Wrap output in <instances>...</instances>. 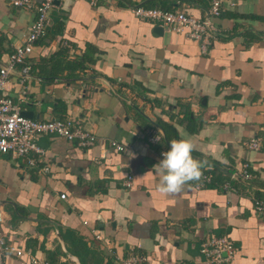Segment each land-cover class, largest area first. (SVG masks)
<instances>
[{
	"label": "crops",
	"instance_id": "crops-1",
	"mask_svg": "<svg viewBox=\"0 0 264 264\" xmlns=\"http://www.w3.org/2000/svg\"><path fill=\"white\" fill-rule=\"evenodd\" d=\"M137 4L205 19L211 0H58L30 68L10 74L1 93L21 112L72 119L98 140L82 147L42 135L45 155L30 153L45 160L40 166L0 154V205L10 213L0 232L25 251L4 255L0 246V264H30L28 252L52 264H117L131 253L150 256L147 264H204L200 245L211 233L233 240L227 264H264V213L254 203L264 200V145L245 146L264 138V0H223L221 16H210L220 33L207 53L185 33L135 16ZM35 17L0 0V62ZM152 127L163 136L154 146ZM181 138L191 139L212 179L165 196L155 165ZM111 139L125 150L110 148ZM245 163L253 180L235 175Z\"/></svg>",
	"mask_w": 264,
	"mask_h": 264
},
{
	"label": "built area",
	"instance_id": "built-area-1",
	"mask_svg": "<svg viewBox=\"0 0 264 264\" xmlns=\"http://www.w3.org/2000/svg\"><path fill=\"white\" fill-rule=\"evenodd\" d=\"M58 0H42L35 4L34 0H10L13 6L26 9H34L36 12L35 21L29 31L24 34L19 45L9 54L5 66L0 65V154H10L14 159L24 158L30 166H40V163H46L44 159L38 160L30 157L34 152L39 155H45V149L39 144V137L47 134H54L71 142H77L79 146L90 147L94 145L98 138L95 133L83 129L81 126H75L72 119H47L37 120L22 114L19 106L7 96L2 95V90L6 87L12 70L18 66H24L25 72L30 68L28 58L34 50L35 44L48 33L51 26L50 11L56 6ZM95 6L99 0H85ZM223 0H211L210 12L207 18H196L185 10H167L157 7H148L139 5L132 8L135 16L141 19L151 20L159 24L163 29L174 33H185L188 38L199 43L201 51L207 53L210 46L217 39L220 29L216 27L210 19L219 17L222 14ZM70 51L72 46L65 43ZM148 143L151 146L157 145L163 140L161 132L157 128H148L146 130ZM109 147L123 152L124 145L117 140L111 139L108 142ZM264 145V138L254 137L245 142V146L250 150H260ZM166 151L162 150V153ZM49 164H44L41 168L45 171L50 169ZM235 175L244 180H251L254 174L249 169V164H243L240 171ZM211 174L202 175V182L207 184L211 182ZM133 178L127 176L126 187H132ZM203 185V184H202ZM225 190L235 191V188L229 184H223ZM66 194H61L65 198ZM255 209L258 213H264V200L255 199ZM10 213L0 205V225L6 222ZM96 239L101 236L97 234ZM0 246L3 254H14L21 257L25 251L8 244L5 237L0 232ZM235 244L227 234H208L201 242L200 252L204 257V264H227L235 256ZM30 264H52L43 261L28 252ZM150 256L141 253H131L127 257L117 258V264H147Z\"/></svg>",
	"mask_w": 264,
	"mask_h": 264
},
{
	"label": "clouds",
	"instance_id": "clouds-1",
	"mask_svg": "<svg viewBox=\"0 0 264 264\" xmlns=\"http://www.w3.org/2000/svg\"><path fill=\"white\" fill-rule=\"evenodd\" d=\"M194 144L191 139H174L170 149L162 153L163 159L157 164L160 176L157 191L165 196L182 192L191 181H199L207 161L194 159Z\"/></svg>",
	"mask_w": 264,
	"mask_h": 264
},
{
	"label": "water",
	"instance_id": "water-1",
	"mask_svg": "<svg viewBox=\"0 0 264 264\" xmlns=\"http://www.w3.org/2000/svg\"><path fill=\"white\" fill-rule=\"evenodd\" d=\"M139 5H142V4H137L136 6H139ZM136 6H133V7H136ZM0 65L5 66V64L2 63V62H0ZM13 71H14V70H12L11 73H12ZM106 83H107V85L113 90V85H112L111 83H109L108 81H107ZM114 92H115V91H114ZM125 100H126V99H125ZM129 103H130L131 105L135 106V104H134L132 101H129ZM22 114L25 115V116H27V117H29L28 112H22ZM158 127L160 128V130H161V132H162L164 138L166 139V136H165L164 130H163L159 125H158ZM204 161H205V160H204ZM77 264H79V263L77 262Z\"/></svg>",
	"mask_w": 264,
	"mask_h": 264
},
{
	"label": "trees",
	"instance_id": "trees-1",
	"mask_svg": "<svg viewBox=\"0 0 264 264\" xmlns=\"http://www.w3.org/2000/svg\"><path fill=\"white\" fill-rule=\"evenodd\" d=\"M163 9H166V8H163ZM168 10V9H167ZM251 171V170H250ZM253 180V179H252Z\"/></svg>",
	"mask_w": 264,
	"mask_h": 264
}]
</instances>
